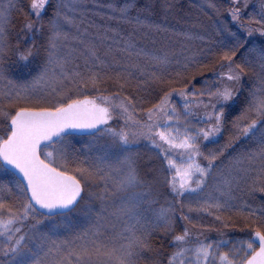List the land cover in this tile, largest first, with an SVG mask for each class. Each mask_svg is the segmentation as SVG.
<instances>
[{
    "label": "snow or ice",
    "instance_id": "1",
    "mask_svg": "<svg viewBox=\"0 0 264 264\" xmlns=\"http://www.w3.org/2000/svg\"><path fill=\"white\" fill-rule=\"evenodd\" d=\"M226 2L0 0V264H264V0Z\"/></svg>",
    "mask_w": 264,
    "mask_h": 264
},
{
    "label": "trees",
    "instance_id": "2",
    "mask_svg": "<svg viewBox=\"0 0 264 264\" xmlns=\"http://www.w3.org/2000/svg\"><path fill=\"white\" fill-rule=\"evenodd\" d=\"M200 2H203V0H200ZM253 2H255V0H253ZM184 3L187 5L188 0H184ZM221 3H222V7H223V8H228V7H230V4H228V3L226 2V0H221ZM249 10H251V8H250ZM209 75H210L209 73L205 72V76H209ZM197 86L199 87V84H198ZM112 90H114V89H112ZM154 102H155V101H154ZM174 103H176L177 106H179L180 103H181V101H180L179 99H177V98L174 97ZM149 106H150V105H149ZM209 146L212 147L213 145H209ZM260 195H261V194L257 193V197H258V198L260 197ZM211 221H212V217H209V216H207V215H205V216L203 217V219H202V223H203L204 225L209 224ZM240 227H243V225H240V226H238L237 228H231V229H228V230H227V231L231 234V236L233 237V239H245V238H246V237L244 236V234L241 233V232L239 231V228H240ZM212 232H213V231H212ZM207 235L210 236V233L207 232ZM169 250H171V249H169ZM225 250H226V249H225Z\"/></svg>",
    "mask_w": 264,
    "mask_h": 264
},
{
    "label": "rangeland",
    "instance_id": "3",
    "mask_svg": "<svg viewBox=\"0 0 264 264\" xmlns=\"http://www.w3.org/2000/svg\"><path fill=\"white\" fill-rule=\"evenodd\" d=\"M76 146H77L78 148L80 147L79 144H77ZM141 150H142V151H147L146 149H141ZM85 151H86V150H85ZM227 230H228V229H227ZM227 230H226V231H227ZM209 233H210V237H212V238H218V237H217V234H216L214 231H213V232L211 231V232H209Z\"/></svg>",
    "mask_w": 264,
    "mask_h": 264
}]
</instances>
